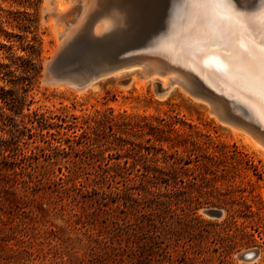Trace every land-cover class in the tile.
<instances>
[{
	"label": "rangeland",
	"instance_id": "374dc122",
	"mask_svg": "<svg viewBox=\"0 0 264 264\" xmlns=\"http://www.w3.org/2000/svg\"><path fill=\"white\" fill-rule=\"evenodd\" d=\"M44 1L0 0V264H264V150L139 70L44 83L115 65Z\"/></svg>",
	"mask_w": 264,
	"mask_h": 264
},
{
	"label": "bare ground",
	"instance_id": "6f19581e",
	"mask_svg": "<svg viewBox=\"0 0 264 264\" xmlns=\"http://www.w3.org/2000/svg\"><path fill=\"white\" fill-rule=\"evenodd\" d=\"M43 12L44 21L46 24L48 22L55 38L52 53L61 49L75 36L81 37V41L85 36L87 40L93 39L98 47L107 46L104 52H110L112 63L115 64L109 67L100 63L92 75L109 68L110 71L104 75L117 76L122 72L139 70L137 74L134 73L119 84L128 86L132 81L138 87L139 82L150 80L162 98L174 86H178L186 94L189 93L178 85V77L185 80L187 86L195 84L215 100V108L206 102L201 103L208 107L218 121L232 131L243 133L264 150V144L249 132L220 120L212 111L215 109L222 114L224 111L230 114L264 143V109L258 103L259 74L250 76L246 65L239 62L234 64V70L228 76L218 68V65H224V56L238 55L242 51L241 45L246 49H255L253 62L258 63L260 29L264 23V0H232V8L228 10L207 9L190 4L188 0H45ZM232 12L242 13L245 18L252 17L251 26L247 19L231 17L234 33L224 43L217 42L208 50L206 46L210 41L206 37L209 32L215 31V25L206 24L203 17L211 13L227 19ZM126 36L130 39L119 48L111 50L108 47L115 39ZM205 51L208 54L201 58ZM217 52L220 54L216 55ZM48 63L46 61L44 64L46 70ZM89 76L91 75L85 76L80 82H70L65 79L56 80L47 73L42 81L65 82L76 90L80 84L84 86L83 82ZM90 86L96 87L93 82ZM240 255L246 260L257 258L253 249L244 250Z\"/></svg>",
	"mask_w": 264,
	"mask_h": 264
},
{
	"label": "snow or ice",
	"instance_id": "6c2138e0",
	"mask_svg": "<svg viewBox=\"0 0 264 264\" xmlns=\"http://www.w3.org/2000/svg\"><path fill=\"white\" fill-rule=\"evenodd\" d=\"M190 4L200 5L201 7L212 9V8H223V9H231L232 8V0H188ZM231 17H236L237 19H247L249 21V25L251 26L252 17L245 18L242 13L232 12L231 16L227 19L224 16L212 15L211 13L206 14L203 19L206 24L215 25V31L209 32L207 35V39L210 43L206 46L208 50L212 48L214 44L217 42L224 43L227 41L228 37L232 35L235 31L231 24ZM261 40L259 42V53H258V63L253 62V56L255 53V49H246L243 45L240 46L242 51L239 52L238 55H226L224 56V65H218V68L221 72H223L226 76L230 75L234 70V64L239 62L246 65L247 71L250 76H255L257 73L259 74V99L258 103L261 105V108L264 109V23L261 24ZM208 51H205L201 58L204 55H207ZM219 55L220 53H215ZM262 119H264V115H262Z\"/></svg>",
	"mask_w": 264,
	"mask_h": 264
},
{
	"label": "water",
	"instance_id": "95a60500",
	"mask_svg": "<svg viewBox=\"0 0 264 264\" xmlns=\"http://www.w3.org/2000/svg\"><path fill=\"white\" fill-rule=\"evenodd\" d=\"M160 68V67H159ZM107 71H110L109 69H105V70H101L98 71V73H95L92 75V73L90 74L91 76L86 77V79L84 80V86H86L89 82H91V80H95L101 76H105L104 73H106ZM160 71L162 72V68H160ZM179 82L178 85L183 87L184 90H186V92L188 91V95L192 98H196L198 99L200 102H206L208 103L212 108H215V100H213L208 94H206L205 92H203L197 85L195 84H190L191 86H187L185 85V80L179 78ZM125 83V82H124ZM83 84H80L79 88L84 87ZM156 86H159L158 83H156ZM155 92L159 95V92L157 91V89L155 90ZM212 111H214L217 115V117L220 120H223L225 122H229L235 126H238V128H243L244 130H246L247 132H249L255 139H257L258 141H260L262 144H264L259 137H257L255 134L251 133V131L249 129H247L245 126H243L239 121H237L234 117H232L230 114H227L225 111L222 113H220L219 111L212 109ZM229 117V119L227 120V118ZM215 214V213H212ZM242 260H246V258H244L243 255H240Z\"/></svg>",
	"mask_w": 264,
	"mask_h": 264
}]
</instances>
